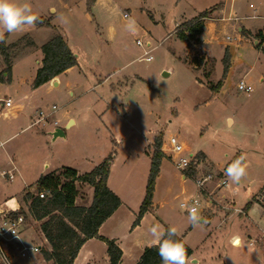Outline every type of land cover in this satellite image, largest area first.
I'll use <instances>...</instances> for the list:
<instances>
[{
	"label": "rangeland",
	"instance_id": "374dc122",
	"mask_svg": "<svg viewBox=\"0 0 264 264\" xmlns=\"http://www.w3.org/2000/svg\"><path fill=\"white\" fill-rule=\"evenodd\" d=\"M48 1L56 8L53 15L32 0L16 3L29 4L38 18L51 21V27L25 25L20 31L4 33L6 45L24 38L33 43L12 56L10 79H0V100H13L12 108L0 109V139L5 142L0 158L2 169L14 173L12 179L0 175V202L13 196L24 200L26 192L37 190L42 176L62 166L89 172L115 151L111 188L122 190L133 208L140 190L147 186L151 166V158L143 152L144 138L153 141L148 146L152 154L155 137L161 135L162 148L165 142L170 153L168 141L175 136L185 147V155L197 158L203 173L213 174L210 188L225 176L234 156L243 154L246 176L238 184L227 179L228 184L215 192L242 209L251 197L257 199L242 219L232 211L225 223L219 213L187 234L195 251L194 264H261L264 81L260 78L264 76V46L257 47L255 41L264 32V18L251 16L264 15V0H96L91 9L88 0ZM205 10L212 12L204 19L202 34L187 42L181 40L177 34L180 25ZM239 26L251 33L243 35ZM56 33L76 52L81 71L76 68L63 75L58 86L34 87L42 46ZM150 48L153 58L147 61L143 53ZM226 48L231 67L222 89L213 94L211 87L223 79ZM5 67L0 52V76ZM241 81L247 90L240 89ZM41 110L45 124L32 125ZM69 117L76 122L66 127ZM57 127L65 130V136L54 138ZM200 154L209 161L199 159ZM182 175L170 158H163L147 228L158 217L170 226L190 224L180 204L200 192L193 177L182 179ZM76 184L77 203L90 206L93 187ZM125 210L119 215V230L133 228L126 227L131 210ZM212 213L210 209L204 215L209 218ZM29 223V234L48 246L41 222L34 219ZM104 245L100 242L96 247L99 264H109ZM133 255L135 252L123 264L133 263Z\"/></svg>",
	"mask_w": 264,
	"mask_h": 264
},
{
	"label": "trees",
	"instance_id": "16d2710c",
	"mask_svg": "<svg viewBox=\"0 0 264 264\" xmlns=\"http://www.w3.org/2000/svg\"><path fill=\"white\" fill-rule=\"evenodd\" d=\"M95 2L96 0H88V9H91ZM211 12L212 10H205L198 16L182 23L177 31L179 38L187 42L191 37L201 35L205 26L204 19L208 18ZM35 24L40 27L52 26L51 21L44 18H38ZM4 36L6 40L7 33ZM259 36L262 37L261 34ZM32 43L29 38H24L23 41L9 45H6L5 42L0 43V52L4 55L6 64L3 74L0 76L1 80L10 79L12 56L21 48ZM262 43L263 40L257 44V47H261ZM42 52V66L36 73L34 87H39L54 80L68 69L79 64L78 56L60 33L54 34L52 38L43 44ZM223 62L225 64L223 79L211 87L213 94H217L222 89L231 67V55L228 48L225 50ZM153 145L146 193L133 227L139 225L143 216L152 208L156 179L164 158L161 135L155 137ZM242 156L241 153H238L227 164L226 168ZM114 157L115 153L110 154L91 171L81 175L72 167H63L61 170L52 171L40 178L35 192L28 191L24 194L23 201L26 205L27 218L32 216L33 219L41 222V231L48 243V248L43 250V254L48 261H52L53 264H74L84 243L91 238H97L106 243L110 264H120L123 256L121 248L115 240L99 234L100 226L122 204L120 197L108 186L110 168ZM202 158L203 154H200L199 159ZM78 182L89 184L94 188V198L90 206L76 204L78 196L76 183ZM40 191L47 192L45 198L39 197L38 193ZM259 192H264V184L259 188ZM254 202H257L255 196L248 200L242 209L243 212L246 213ZM176 238L185 244L189 259L193 254V250L180 236ZM137 264H162L157 247L154 245L147 247Z\"/></svg>",
	"mask_w": 264,
	"mask_h": 264
},
{
	"label": "built area",
	"instance_id": "2783aa9c",
	"mask_svg": "<svg viewBox=\"0 0 264 264\" xmlns=\"http://www.w3.org/2000/svg\"><path fill=\"white\" fill-rule=\"evenodd\" d=\"M125 16H127V14H125ZM137 44L139 46L143 45L141 40H137ZM152 50L153 48H150L143 53V57L147 61H151L153 58L151 55ZM240 89H248L244 81L240 82ZM12 107L13 100L11 97L0 100V109H9ZM57 109L56 105L52 106L53 111ZM45 120V112L41 110L39 116L32 125H44ZM55 124H57V121H55ZM168 144L171 153L169 158L173 161L175 167L184 174V178L187 176L193 177L200 192V196L191 197L181 202L180 205L184 206V211L187 214V209L192 206L198 208L199 215H204L205 212L210 209L215 211L220 208V206L226 211H238L232 199H227L225 195L222 196L223 199H220L215 192V189H220L228 184L226 176H221L223 178L218 180L216 186L210 188L208 185L214 180L213 174L203 173L197 165L198 159L194 157V159L191 160L193 157L192 154L190 155L191 158L185 155V147L175 136L169 138ZM4 145L5 142L0 139V149ZM163 146L162 150L167 152L165 142ZM173 156L176 157L174 158ZM0 175L2 177L8 176L10 179L14 177L13 170L2 171ZM38 195L40 198H45L47 192L40 191ZM222 201H224V204H222ZM239 211L241 212V210ZM25 212V202L14 196L0 203V264H49L50 262L43 254V250L47 247L43 243L38 242L33 234H29V220L34 219L32 216L27 218ZM45 241L47 242L46 239ZM250 244L252 245L253 243L251 242Z\"/></svg>",
	"mask_w": 264,
	"mask_h": 264
},
{
	"label": "crops",
	"instance_id": "0c3cea01",
	"mask_svg": "<svg viewBox=\"0 0 264 264\" xmlns=\"http://www.w3.org/2000/svg\"><path fill=\"white\" fill-rule=\"evenodd\" d=\"M32 3L40 8V7H47L45 10L48 11V13H51L52 15L55 14L56 12V8L53 7L52 4H50V2L48 0H32ZM216 4V3H215ZM225 9V8H224ZM223 9V10H224ZM222 10V11H223ZM47 13V14H48ZM46 13H44L43 15H45ZM40 15V14H38ZM253 18H264V15H253L251 16ZM50 18L52 19L53 16H50ZM239 31L242 32L243 35L246 34V31H248L249 33H251V31L249 30H246L245 28H243L242 26H239L238 27ZM261 33V36L259 39H257L255 41L256 44H259L261 42V40H263V43H262V47L264 46V32L260 31ZM244 38V36H242V39ZM69 44V42H68ZM71 47V46H70ZM264 48V47H263ZM72 49V48H71ZM73 50V49H72ZM74 51V50H73ZM75 52V51H74ZM76 53V52H75ZM43 59V57H42ZM78 63H79V60H78ZM42 66V62H40V65L38 66L37 68V71L39 69V67ZM76 68H79L80 69V64H78V66H75V67H72L70 69H68L67 71H65L64 73H62L61 75H59L58 77H56L54 80L50 81V82H47L43 85H41L40 87H43V86H46V85H54V86H58L60 84H62V77L63 75H68L71 71H73L74 69ZM36 71V73H37ZM81 71V69L79 70ZM264 76H261L260 78V81H264ZM112 89V88H111ZM113 110H116L117 113H120V111H118V107H109ZM122 111V110H121ZM231 120V119H230ZM58 122V121H57ZM75 119L69 117L66 121V127L71 126L75 123ZM57 128H62V127H57ZM56 128V129H57ZM55 130V129H54ZM65 132V130H64ZM113 142H115L116 144L118 143V141H116V138L113 139ZM153 141L150 140V139H147L146 137L144 138V145H143V152L145 153V155L147 156V158H151V154L149 153L148 151V146L152 145ZM112 153H115V157L113 159V162L111 164V168H110V175H109V179H108V186L109 188L115 192L121 199L122 201V204L120 205V207L100 226L99 228V234L104 236V237H107L109 239H112V240H115L116 241V244L121 248L122 252H123V256H122V259H121V262L120 264H123L124 263V260L126 259V257L130 256L131 253H134L135 252V255H133V263L131 264H137L144 252V250L147 248V247H150V246H153V243H152V236L150 234V229L152 226L154 225H160L162 226L164 229L170 227V224L171 223H168L169 225H167L166 223H164L161 219L158 218H155V223H151L150 227L147 228L145 226V222L147 221V218L149 216H152V213L151 211H148L144 216L143 218L141 219L139 225L133 227L132 229L130 228V226L132 227L136 217H137V214L140 210V206L144 200V197H145V193H146V187H143L140 191V194H141V197L137 203V205L133 208H131L129 206V204L127 203V199L124 197V193H122V190H118V189H112L111 188V179H112V176H113V172H114V167H115V158H116V152L113 151ZM111 153V154H112ZM110 155V154H109ZM108 155V156H109ZM169 155L170 153L167 151L164 153V158L168 157L169 158ZM243 155V154H242ZM107 156V157H108ZM106 157V158H107ZM244 157V156H243ZM202 160L204 161H209L208 158L206 157L205 154H203V158ZM244 163H245V157H244ZM243 163V165H244ZM100 164V163H99ZM98 164V165H99ZM97 166V165H96ZM93 165V168L96 167ZM3 165L1 163V158H0V172L2 171H6L4 169H2ZM63 167H67V166H62ZM61 168V167H60ZM60 168H57V170H61ZM74 168V167H73ZM92 168V169H93ZM77 170L78 174L81 175V174H84L88 171H81L79 168H74ZM91 169V170H92ZM182 179H186L184 178V175H182ZM12 189V187H11ZM94 189V188H92ZM156 192L157 190L154 192V197L153 199L155 198V195H156ZM10 198V197H8ZM7 198V199H8ZM6 200V199H5ZM78 199L76 200V204L77 205H81V204H78ZM1 203V202H0ZM83 205V204H82ZM235 205V204H234ZM83 206H87V205H83ZM238 211L236 212L237 215H239V218L242 219L243 217H245V215H247L246 213H244L242 211V208H239L237 206H235ZM263 210H264V207L262 206ZM125 209H130L131 212H130V215H129V219H128V222L126 224V227H129L130 229H124V230H119L118 229V225L120 224L121 222V217H119L120 213L122 212H126ZM241 210V212L239 211ZM233 210H230V211H226L222 208H218L214 211V213H212V216H210L209 218L205 215H200L202 217V222L201 224L199 225H202V224H205L207 222H211L215 217L216 215H218L219 213H221V217H222V221L223 222H227V219H229L230 215L233 214L232 213ZM234 212V211H233ZM122 215V214H121ZM145 227V228H144ZM197 227L199 226H192L191 224L189 225H184L182 227H176L178 229V233H179V236L189 245L188 241L186 240V236L189 232H191L192 230L196 229ZM128 231H130V233H128ZM262 238L264 239V232L262 233ZM103 243V245L106 243H104L103 241H101L100 239H97V238H91L89 240L86 241V243H84V245L81 247L79 253H78V256L76 257L75 261H74V264H99V255H98V252L96 250V247L98 245V243ZM203 241V240H202ZM48 245V243H47ZM104 245V246H105ZM48 248V246H46ZM106 247V254H107V257L108 256V252H107V245L105 246ZM191 247V246H190ZM192 249V248H191ZM193 250V249H192ZM195 257V251L193 250V254L192 256L188 259L189 261V264H194V263H197V261L194 259ZM108 261H109V264H110V259L107 258ZM49 264H53L52 261L49 262Z\"/></svg>",
	"mask_w": 264,
	"mask_h": 264
},
{
	"label": "clouds",
	"instance_id": "9594fccd",
	"mask_svg": "<svg viewBox=\"0 0 264 264\" xmlns=\"http://www.w3.org/2000/svg\"><path fill=\"white\" fill-rule=\"evenodd\" d=\"M38 16L33 14L29 4H18L16 0H0V43L5 42L4 33H13L23 29L25 25H34ZM161 79L157 77V87ZM244 157L242 156L225 170L227 179L238 184L246 176V167L243 165ZM181 207H184L181 205ZM188 220L192 226L201 224L202 217L198 214V208L192 206L187 209ZM152 243L158 249V255L162 264H189L188 252L185 244L178 238V229L170 226L164 229L160 225H154L150 229ZM251 250V246H250ZM264 264V261H261Z\"/></svg>",
	"mask_w": 264,
	"mask_h": 264
},
{
	"label": "water",
	"instance_id": "95a60500",
	"mask_svg": "<svg viewBox=\"0 0 264 264\" xmlns=\"http://www.w3.org/2000/svg\"><path fill=\"white\" fill-rule=\"evenodd\" d=\"M168 74L167 73H164V76H167ZM69 127V125H68ZM52 135L54 136V138H58V137H62V136H65V133H64V130L61 129V128H57L54 130V132L52 133ZM203 221V220H202Z\"/></svg>",
	"mask_w": 264,
	"mask_h": 264
}]
</instances>
